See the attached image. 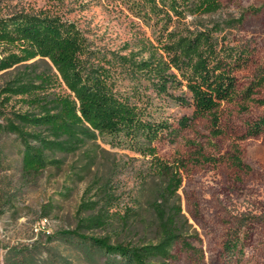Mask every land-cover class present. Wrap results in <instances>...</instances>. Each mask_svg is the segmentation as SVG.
Listing matches in <instances>:
<instances>
[{"label":"trees","instance_id":"obj_1","mask_svg":"<svg viewBox=\"0 0 264 264\" xmlns=\"http://www.w3.org/2000/svg\"><path fill=\"white\" fill-rule=\"evenodd\" d=\"M135 5L153 32L127 44L124 49L128 52L119 54L117 61L157 97L193 109V117L184 115L176 128L168 121L147 118L137 102L114 89L106 70H87L82 58L85 40L74 24L25 12L0 18V47L6 53L0 58V72L7 70L0 85V107L13 98L24 104L5 124L0 123V132L15 134L21 142L25 179H37L50 166L62 168L59 154L75 155L98 136L129 141L133 150L151 157L160 186L148 203V219H143L140 209L115 210L119 203L111 180L94 176L82 196L76 228L58 232L88 264H168L176 258L174 246L179 242L197 252L187 242L192 225L183 212L179 192L184 162L166 161L153 143L164 131L178 136L199 117L209 118L213 136L221 135L223 104L239 100L243 111L250 104L264 106V66L242 86L238 73L247 68L250 53L247 46L233 44L227 33L242 18L208 23L202 19L217 14L223 0H139ZM38 57L40 60L29 62ZM263 132L264 114L248 124L246 135ZM241 153L234 148L233 164L248 168ZM140 219L154 229L155 240L122 237ZM244 225L230 229L225 250L231 257L241 255ZM4 264L43 263L28 251L11 248ZM64 264L72 263L66 260Z\"/></svg>","mask_w":264,"mask_h":264},{"label":"rangeland","instance_id":"obj_2","mask_svg":"<svg viewBox=\"0 0 264 264\" xmlns=\"http://www.w3.org/2000/svg\"><path fill=\"white\" fill-rule=\"evenodd\" d=\"M138 1L0 0V18L25 12L47 14L74 24L85 40L82 58L87 70H106L114 89L137 102L147 118L168 121L176 128L184 115L193 117V109L157 97L117 61L119 54L128 52L124 49L127 44L153 32L140 18L135 5ZM239 18L242 23L227 33L233 44L249 50L248 66L238 73L242 86H246L264 66V0H223L217 14L202 17L205 23ZM3 47L0 58L6 54ZM35 60L40 58L29 62ZM6 71L0 72V85ZM239 104L238 100L221 106L223 133L217 137L212 135L209 118L199 117L178 136L164 131L153 143L166 161L184 162L179 192L183 212L192 225L187 242L197 249L189 251L177 243L176 258L168 264H264V132L255 137L246 135L248 124L264 114V106L250 104L243 111ZM22 106L17 98L1 105L0 123L5 124ZM22 148L15 134L0 132V264H4L11 248L28 251L43 264H64L66 260L88 264L57 234L76 228L82 196L94 176L111 180L119 203L115 210L140 209L143 219L150 217L148 203L157 196L160 183L153 175L151 157L133 150L129 141L120 143L109 136H98L75 155L59 154L62 168L50 166L37 179L22 175ZM234 148L241 150L248 168L238 169L233 164ZM143 219L122 237L155 240L154 229ZM239 224H245L241 226V255L231 257L225 243L230 229Z\"/></svg>","mask_w":264,"mask_h":264},{"label":"built area","instance_id":"obj_3","mask_svg":"<svg viewBox=\"0 0 264 264\" xmlns=\"http://www.w3.org/2000/svg\"><path fill=\"white\" fill-rule=\"evenodd\" d=\"M44 221H46V220H44Z\"/></svg>","mask_w":264,"mask_h":264}]
</instances>
